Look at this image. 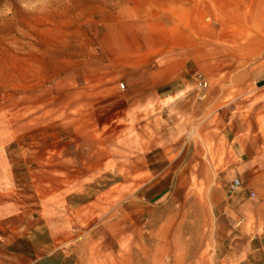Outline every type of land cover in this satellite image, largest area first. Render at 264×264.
<instances>
[{
  "label": "rangeland",
  "instance_id": "1",
  "mask_svg": "<svg viewBox=\"0 0 264 264\" xmlns=\"http://www.w3.org/2000/svg\"><path fill=\"white\" fill-rule=\"evenodd\" d=\"M146 5L0 0V129L24 145L18 175L32 176V190L73 203L72 227L93 235L118 222V242L94 243L90 264H200L216 197L232 190L243 164L242 152H225L220 130L255 142L264 128L256 112L264 86L242 76L232 88L209 80L201 98L188 76L170 104L143 86L127 62L144 48L136 25Z\"/></svg>",
  "mask_w": 264,
  "mask_h": 264
},
{
  "label": "crops",
  "instance_id": "2",
  "mask_svg": "<svg viewBox=\"0 0 264 264\" xmlns=\"http://www.w3.org/2000/svg\"><path fill=\"white\" fill-rule=\"evenodd\" d=\"M146 3L143 21L136 25L144 48L134 58L129 51L127 64L139 70L138 77L151 93L162 90L159 99L169 96L167 104L178 102L186 78L194 80L197 72L215 87L232 88L239 76L255 87L264 86V0ZM210 97V101L220 99ZM256 109L264 116V105ZM6 132L0 129V264H90L94 243L99 248V241L103 245L106 238L118 242L121 231L116 220L107 228L98 226L92 235L88 227H72L67 210L73 212V203L66 194L32 190V176L18 175L25 164V147L18 141L8 142ZM230 133L228 126L220 130L225 152L243 153L242 170L234 175L241 185L217 195L213 224L204 236L208 254L198 262L264 264V128L258 123L255 142L251 136L240 142ZM180 181L176 176V182ZM87 203V199L80 202L81 212Z\"/></svg>",
  "mask_w": 264,
  "mask_h": 264
},
{
  "label": "built area",
  "instance_id": "3",
  "mask_svg": "<svg viewBox=\"0 0 264 264\" xmlns=\"http://www.w3.org/2000/svg\"><path fill=\"white\" fill-rule=\"evenodd\" d=\"M263 82H264V75H263ZM118 86L119 87H123V82L119 81L118 82ZM207 86V80L203 77L202 73L197 72L194 74V87L196 89V96L198 98H201L205 95V89ZM240 185V179L237 176H234L231 178L230 181V188L231 189H235L237 187H239ZM250 195L253 194L252 191L249 192Z\"/></svg>",
  "mask_w": 264,
  "mask_h": 264
}]
</instances>
